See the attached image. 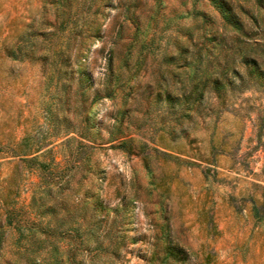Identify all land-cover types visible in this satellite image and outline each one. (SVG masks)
I'll return each instance as SVG.
<instances>
[{"label":"rangeland","instance_id":"obj_1","mask_svg":"<svg viewBox=\"0 0 264 264\" xmlns=\"http://www.w3.org/2000/svg\"><path fill=\"white\" fill-rule=\"evenodd\" d=\"M251 58L264 0H0V264H264Z\"/></svg>","mask_w":264,"mask_h":264},{"label":"trees","instance_id":"obj_2","mask_svg":"<svg viewBox=\"0 0 264 264\" xmlns=\"http://www.w3.org/2000/svg\"><path fill=\"white\" fill-rule=\"evenodd\" d=\"M253 21H256L255 16H252ZM234 24L238 27V29H241V23L239 21L234 22ZM254 65H264V59L263 61H259L256 58H251L249 60ZM248 61V62H249ZM249 69V68H248ZM251 69V68H250ZM264 74V72H263ZM54 186H44L39 183V185H36V188L33 189L32 195L30 198L29 207L34 212L35 216L39 219V226L37 225V228L33 225H28L25 227V231H27V234L24 236L26 238L25 242H23L24 245H26L27 242H31L33 239L32 235L34 232H38V236L35 238L34 241H37L38 243L41 242H49V234H47L50 230L55 231L59 227H63L64 231H72L76 228L73 226H67L68 223V215L71 213L70 210L65 206V193H64V185H56ZM59 208L61 210L62 214L59 216V218L56 220L57 222V228L55 225H51V219L55 217V215L58 213L56 210ZM91 216V215H90ZM86 231H90L89 226H87ZM63 231V232H64ZM30 236V237H27ZM27 241V242H26Z\"/></svg>","mask_w":264,"mask_h":264}]
</instances>
